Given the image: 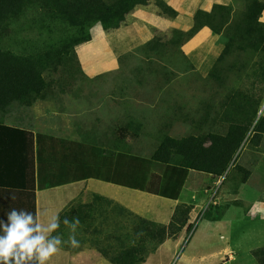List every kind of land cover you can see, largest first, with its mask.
I'll return each mask as SVG.
<instances>
[{"label": "rangeland", "instance_id": "1", "mask_svg": "<svg viewBox=\"0 0 264 264\" xmlns=\"http://www.w3.org/2000/svg\"><path fill=\"white\" fill-rule=\"evenodd\" d=\"M105 1L113 3L117 0ZM158 1L149 0L146 7L138 9L146 8L159 14ZM260 1L264 7V0ZM253 2L233 0L230 14L226 13L227 25L238 23L242 12ZM263 13L260 21L264 23ZM133 14L126 16L127 22L133 21ZM215 16L220 19L218 13ZM77 31L84 37L92 35V40L75 45L69 55L63 56L66 62L44 72L50 85L46 94L32 105L14 104L0 115V123L22 119L37 132L73 136L149 159L167 137L179 139L191 135L226 134L227 116L231 110H240L236 103L244 98H252L250 110L257 107V100L261 98L258 114H264V110L261 111L264 106V42L257 49L236 43L233 48L230 46L225 50V41L220 39V55L202 62L188 60L176 45L159 48L147 57L140 56L139 48L124 56L112 50L114 55L110 51L112 38L102 31L100 25L94 26L87 34L46 10L30 8L11 24L0 48L26 55L61 49L64 42L78 36L75 35ZM113 57H116L117 64ZM81 59L93 69L85 65L86 70H83ZM252 130L234 158L239 156L235 166L228 171L241 180L245 173L240 168L246 172L250 170L262 189L264 174H257L256 169L264 164V137L256 145ZM163 168L164 165L155 164L156 170L161 172ZM232 184L236 186L237 182ZM211 204L210 201L208 208L213 206ZM207 209L199 214L195 211L197 215L193 218L190 213L191 232L187 231L188 221L187 227L171 237L176 241L173 247H178V251L170 264H183L191 245L192 250L208 252L225 244L226 237L204 240L202 234L198 240H190ZM119 215L117 219L110 218L109 231L98 227L97 220L86 222L87 227L77 228L79 247L70 246L75 259L79 256L77 252L82 250L83 253L79 254L83 264H113L112 259L137 247L142 249L139 256L145 259L138 264H166L165 257L157 252L161 244L153 240L144 243L139 238L140 220L132 213L119 212ZM182 232L183 238L179 241ZM69 234L68 229L66 240Z\"/></svg>", "mask_w": 264, "mask_h": 264}, {"label": "crops", "instance_id": "2", "mask_svg": "<svg viewBox=\"0 0 264 264\" xmlns=\"http://www.w3.org/2000/svg\"><path fill=\"white\" fill-rule=\"evenodd\" d=\"M162 1L177 12L176 18L164 17L140 8L134 12V19L127 26L110 34L105 32L112 38L110 51L124 56L139 48L140 56H150L149 50L140 49L155 38L156 31L164 41L170 42L175 31L188 32L193 28L198 11L210 13L217 5L231 6L233 3V0ZM220 39V35L213 33L209 27H204L181 46L172 43L168 46L176 45L180 53L192 62L206 59L211 61L213 56L221 53ZM113 59L117 64L116 57ZM81 64L83 70H86V66L93 69L88 62L84 64L82 59ZM28 132L34 136L30 138ZM110 150L99 143L86 142L73 136L37 132L22 119L0 123V219L6 221L7 213L12 208L29 211L30 193L31 212L35 214L37 211L42 223H47L53 216H59L62 231L52 235H61L67 241L69 228L63 224L65 218L71 220L78 217V228L87 227L86 222L97 220L98 227L109 231L110 218H119L121 212L168 226L178 206H193V218L195 211L201 213L211 201L213 206L226 204L224 217L220 221L204 218L190 240L196 241L202 234L204 240L216 236L226 237V242L220 249L215 247L208 252L192 250L191 245L183 264H259L252 253L264 248V187L260 189V182L256 183L250 170L249 176L245 174L241 180L238 175H231V170L219 180H212L209 174L191 170L179 197L173 199L116 182H126L130 169L110 156ZM112 151L136 156L123 152L121 148ZM36 159L41 162V187L34 193ZM164 170L165 168L160 172L155 169V164L152 166V172L158 175H162ZM90 172L109 176L111 182L98 176H88ZM256 173L264 174V164L256 169ZM232 182H237V185ZM189 223L192 225L191 220ZM182 236L183 232L178 236L179 241ZM175 244L176 241L169 238L159 246L158 255L165 257L166 264H170L177 255L178 247H173ZM74 252L77 251L74 249ZM77 253L79 256L76 260L72 248L64 244L49 264H83L80 255L83 251Z\"/></svg>", "mask_w": 264, "mask_h": 264}, {"label": "trees", "instance_id": "3", "mask_svg": "<svg viewBox=\"0 0 264 264\" xmlns=\"http://www.w3.org/2000/svg\"><path fill=\"white\" fill-rule=\"evenodd\" d=\"M149 0H117L113 3L105 0H0V45L11 24L20 18L30 8L46 10L58 19L72 23L79 30L89 33L94 26L100 25L108 34L129 24L127 17L139 7H146ZM160 15L176 18L177 12L162 0L158 1ZM231 12L230 6H215L210 13L198 11L194 17L193 28L188 32L175 31L170 42L164 41L156 31L155 38L141 47L140 51L149 50L150 55L159 48H167L169 43L181 46L190 40L202 28L209 27L213 33L224 39L225 50L236 43L247 47L259 48L264 42V23L260 21L264 7L260 0H254L238 23L227 25L226 16ZM219 14L220 19L215 15ZM73 39L63 43L61 49H48L39 53L15 54L12 51L0 48V115L5 114L14 104L32 105L39 97L50 89L49 82L44 78V72L55 69L66 62L64 55H69L70 49L82 42H90L92 35L82 36L78 31ZM166 50V49H165ZM229 51V50H227ZM254 98V97H253ZM252 100V98H251ZM243 99L236 104L240 110H231L227 116V133L222 135L211 133L205 135H191L183 138H165L153 155L148 158L117 154L110 150V156L115 157L118 163H123L130 169L129 179L126 182L116 180L132 186V188L168 198L177 199L186 182L189 172L196 171L209 174L212 180H219L228 170L235 166L234 159L241 149L247 135L252 130L253 142L259 144L264 137V114L258 116L261 98L257 100V107L250 110L251 101ZM234 103V102H233ZM2 123V122H1ZM32 138L33 133H27ZM40 161V160H39ZM36 159L35 193L41 187L40 166ZM154 164H162L165 170L162 175L152 172ZM247 176L249 172L240 168ZM88 176H98L111 182L109 176H100L91 173ZM31 179V176L29 177ZM32 180H30L31 182ZM246 181V178L245 180ZM34 182V180H33ZM43 188V187H42ZM31 192V191H30ZM29 193V211L30 210ZM193 209L190 205H180L176 208L171 223L168 226L157 225L140 219L142 226L137 233L142 242L149 240L158 244L178 235L189 221ZM226 206H211L205 213V219L220 221L224 217ZM37 214V211L36 213ZM193 225L187 227L191 232ZM142 249L133 247L112 259L113 264H138L145 260L139 256ZM259 264H264V248L252 253ZM223 264V263H222Z\"/></svg>", "mask_w": 264, "mask_h": 264}, {"label": "clouds", "instance_id": "4", "mask_svg": "<svg viewBox=\"0 0 264 264\" xmlns=\"http://www.w3.org/2000/svg\"><path fill=\"white\" fill-rule=\"evenodd\" d=\"M60 224L59 216L42 223L38 214L12 208L7 213L6 221L0 219V264H49L64 244L79 247L76 238L79 218L63 220L70 230L67 241L61 235H52Z\"/></svg>", "mask_w": 264, "mask_h": 264}, {"label": "water", "instance_id": "5", "mask_svg": "<svg viewBox=\"0 0 264 264\" xmlns=\"http://www.w3.org/2000/svg\"><path fill=\"white\" fill-rule=\"evenodd\" d=\"M258 116L260 117V116H261V113H259ZM243 144H244V143H243ZM243 144H242V146H243Z\"/></svg>", "mask_w": 264, "mask_h": 264}, {"label": "bare ground", "instance_id": "6", "mask_svg": "<svg viewBox=\"0 0 264 264\" xmlns=\"http://www.w3.org/2000/svg\"><path fill=\"white\" fill-rule=\"evenodd\" d=\"M264 110V106L262 107V110L261 111H263Z\"/></svg>", "mask_w": 264, "mask_h": 264}]
</instances>
